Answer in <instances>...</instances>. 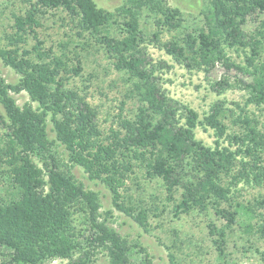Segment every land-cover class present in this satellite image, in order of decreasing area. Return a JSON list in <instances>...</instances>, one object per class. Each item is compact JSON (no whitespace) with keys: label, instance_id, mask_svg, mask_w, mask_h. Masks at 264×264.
Listing matches in <instances>:
<instances>
[{"label":"trees","instance_id":"obj_1","mask_svg":"<svg viewBox=\"0 0 264 264\" xmlns=\"http://www.w3.org/2000/svg\"><path fill=\"white\" fill-rule=\"evenodd\" d=\"M23 1L26 9L12 13L14 31L0 44L2 63L18 74L16 82L0 75V264L57 259L58 264H99L101 253L106 264H153L139 238L112 225L100 192L77 177L75 166L103 184L113 207L144 231L151 226L150 214H159L156 207L125 201L122 190L134 166L159 179L168 199L179 192L173 198L175 216L189 211L208 216L218 264H238L225 254L234 225L250 232V221L260 217L255 231L264 243V197L236 200L239 184L264 186V125L249 107L264 110V0H207L195 33H185L182 44L178 38L163 43L174 61L206 75L220 62L225 73L210 82L217 95L230 88L245 91L243 102L228 106L215 99L201 117L166 93L155 71L169 65L152 63L144 49L141 12L155 16L152 39L158 41L163 28L177 30L182 24L178 7L167 0H125L114 10L95 0ZM50 10L73 23L75 42V35H67L53 47L39 38L36 29ZM29 35L35 42L27 48ZM94 42L114 59L116 70L127 73L138 102L134 117L120 112L117 128L108 134L99 128L97 111L67 86L82 70L81 51L73 48L84 50ZM225 45L246 49L244 64L227 55ZM21 91L28 100L20 105L15 94ZM197 127L212 130V145L196 138ZM257 251L264 262V250Z\"/></svg>","mask_w":264,"mask_h":264},{"label":"rangeland","instance_id":"obj_2","mask_svg":"<svg viewBox=\"0 0 264 264\" xmlns=\"http://www.w3.org/2000/svg\"><path fill=\"white\" fill-rule=\"evenodd\" d=\"M99 7L107 10H114L125 0H95ZM172 7H178L183 15V22L177 30L163 28L159 32V40L152 39V33L156 30L154 24L155 16L146 10L140 15V28L146 35L144 49L152 63L165 61L167 67H158L155 75L159 76V82L166 90V93L179 103L186 104L199 114V117L208 109L215 99H224L226 105L232 101L243 102L246 95L244 90L230 88L217 95L210 87V82L220 79L225 73L224 67L216 61L211 73L206 75L203 71L193 68L188 69L183 64L178 63L167 54L162 47L163 43L173 38H178L180 44L185 33H195L202 25V12L206 9L207 0H167ZM27 7L23 0H0V44L6 43L5 36L14 31L12 13H22ZM61 12L50 10L40 19L41 25L36 31L39 38L44 40L46 46L56 47L58 41L64 40L67 35H75V27L66 18L62 21ZM116 28V26H113ZM117 29V28H116ZM252 29V25L247 26V30ZM116 31H119L118 29ZM26 47L30 48L35 40L28 36ZM72 47V46H70ZM81 51L82 70L79 75H73L68 80L69 87L76 89L83 95L86 101L97 111V122L104 134H108L110 127L117 128L118 114L121 112L124 117H134L137 99L132 91L133 86L127 73L114 68V59L107 57L100 45L96 42L87 49L82 50L79 46L73 48ZM86 50V51H85ZM245 50L241 47L225 45V52L234 61L244 64L243 57ZM264 57V52L262 54ZM0 75L7 82H16L18 74L8 66H5L0 59ZM18 104L28 100L26 92L21 91L15 94ZM231 106V105H230ZM250 109L258 115L261 125H264V110H256L252 105ZM229 128L235 129L228 120H224ZM50 138L54 136L50 131ZM4 128L0 124V136L3 135ZM195 136L206 145H212V130H203L201 127L195 129ZM134 173L126 181V189L122 190V195L126 202L140 203L152 207L154 213L150 214L149 222L151 226L144 231L134 220L123 212L115 209L110 200L109 191L100 182L94 183L86 178V174L79 166L73 168V172L80 178L86 186L98 190L102 200V210L111 211V221L122 234L129 238H139L142 245L153 256V264H173L169 260L168 253L174 255L176 264H218V252L214 243L210 240L206 223L209 218L206 214L197 211H189L175 216L173 205L179 198L176 192L173 198L168 199V194L159 179H150L145 175L142 167L134 166ZM239 193L236 200L247 203L255 198L264 197V186H246L239 184ZM221 222V221H220ZM261 223L260 217H255L250 221L253 229L245 232L244 228L234 225L232 231L227 233V244L225 254L227 258L238 264H264L260 259L257 250H264L263 239L255 231ZM59 259L52 261L58 264ZM99 264H106V257L103 253L98 254Z\"/></svg>","mask_w":264,"mask_h":264}]
</instances>
